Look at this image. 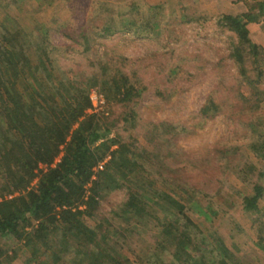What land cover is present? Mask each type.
I'll return each instance as SVG.
<instances>
[{
	"label": "rangeland",
	"instance_id": "1",
	"mask_svg": "<svg viewBox=\"0 0 264 264\" xmlns=\"http://www.w3.org/2000/svg\"><path fill=\"white\" fill-rule=\"evenodd\" d=\"M255 1L0 0V32L4 25L20 28L35 63L44 47L60 77L87 87L91 77L103 72L110 80L119 70L142 90L127 103L109 99L98 85L90 90L93 107L87 113L112 127L110 137L118 140L112 149L129 144L143 166L130 181L123 180V187L102 193L97 219L83 216L91 226L109 218L123 230L133 229L126 237L111 235L119 238L122 251L136 264H147L154 241L161 237L157 217L164 220L155 203L154 216L143 221L134 217L128 223L115 214L128 200L129 189L139 186L152 197L170 193L186 204L201 230L199 237L206 239L202 250L208 262L212 253L205 248H216L220 238L232 252L233 264H264V195L256 210L244 208L245 197L256 185L264 186V79L255 86L247 83L231 56L238 41L218 24L220 16L244 13ZM121 19L136 23L115 30ZM105 22L117 27L105 33ZM248 27L261 47L258 59L264 69V16ZM86 28L90 44L81 36ZM252 62L248 60L246 67L254 78ZM210 101L217 109L206 116L202 109ZM110 153L94 166V181L107 168ZM49 167L41 164L37 172ZM92 185H87L86 197ZM189 196L199 204L192 207ZM202 211H209L210 218ZM0 244L8 255L3 264H41L27 263L31 252L24 239L9 234L0 237ZM58 264H71L70 256Z\"/></svg>",
	"mask_w": 264,
	"mask_h": 264
},
{
	"label": "trees",
	"instance_id": "2",
	"mask_svg": "<svg viewBox=\"0 0 264 264\" xmlns=\"http://www.w3.org/2000/svg\"><path fill=\"white\" fill-rule=\"evenodd\" d=\"M248 7L241 14L220 16L218 24L236 37L231 56L247 83L255 86L263 81L264 69L258 59L261 47L252 40L248 25L264 16V0L249 3ZM135 23V19L117 20L116 28L105 22L104 32L134 27ZM81 36L91 43L87 28ZM23 37L18 27L4 25L0 32V237L12 234L24 239L31 252L27 263L58 264L69 255L71 264H136L114 236L126 237L133 229L123 230L109 218H101L91 226L83 216L97 219L102 193L123 187V180L130 181L136 168L143 166L132 156L129 144L120 143L112 149L118 143L110 137L112 127L87 113L93 107L90 90L98 85L109 99L120 103L140 97L142 90L119 70L110 80L103 72L91 77L87 87L81 81L60 77L47 48H39V61L35 63ZM251 59L257 70L254 78L247 74L246 64ZM213 109L217 107L212 101L202 111L208 116ZM109 150L112 159L94 181L93 168ZM61 153L60 161L52 167ZM41 164L50 167L40 174L37 170ZM37 177V185L32 186ZM91 181V192L86 197ZM263 195L264 186L256 185L254 193L245 197L244 208L256 210ZM128 197L120 211H115L125 222L154 216L153 203L163 210L164 220L156 216L161 237L154 241L147 264H233L230 260L234 256L220 238L216 248H205L212 253L207 261L202 250L206 239L199 237L201 230L181 200L165 192L152 197L141 186L129 189ZM189 199L192 207L199 204L192 196ZM203 213L210 218L209 211ZM160 250L168 257L160 255ZM5 254L0 244V264L8 258ZM16 256L17 252L12 257Z\"/></svg>",
	"mask_w": 264,
	"mask_h": 264
},
{
	"label": "built area",
	"instance_id": "3",
	"mask_svg": "<svg viewBox=\"0 0 264 264\" xmlns=\"http://www.w3.org/2000/svg\"><path fill=\"white\" fill-rule=\"evenodd\" d=\"M91 98H92V96H91ZM103 166H104L103 163H100V164H99V168H103Z\"/></svg>",
	"mask_w": 264,
	"mask_h": 264
}]
</instances>
